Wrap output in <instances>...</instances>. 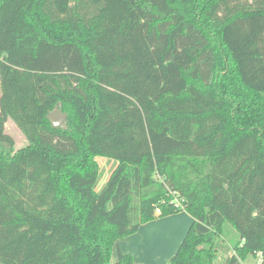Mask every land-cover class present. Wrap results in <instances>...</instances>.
I'll list each match as a JSON object with an SVG mask.
<instances>
[{
	"label": "trees",
	"instance_id": "16d2710c",
	"mask_svg": "<svg viewBox=\"0 0 264 264\" xmlns=\"http://www.w3.org/2000/svg\"><path fill=\"white\" fill-rule=\"evenodd\" d=\"M181 212L169 264H264V0H0V264H133Z\"/></svg>",
	"mask_w": 264,
	"mask_h": 264
},
{
	"label": "crops",
	"instance_id": "0c3cea01",
	"mask_svg": "<svg viewBox=\"0 0 264 264\" xmlns=\"http://www.w3.org/2000/svg\"><path fill=\"white\" fill-rule=\"evenodd\" d=\"M191 223L192 218L185 212L155 219L118 242V250L130 255L133 264H169Z\"/></svg>",
	"mask_w": 264,
	"mask_h": 264
},
{
	"label": "rangeland",
	"instance_id": "374dc122",
	"mask_svg": "<svg viewBox=\"0 0 264 264\" xmlns=\"http://www.w3.org/2000/svg\"><path fill=\"white\" fill-rule=\"evenodd\" d=\"M6 132L13 138L14 140V147L13 150L17 151L20 150L27 145V141L24 138L21 131L14 125L13 122L8 121L6 123ZM94 161L96 162L99 174H100V180H99V187H101L105 181L106 178H108L109 174L115 167V163L113 161H108L100 157H95ZM229 227V226H227ZM189 228V227H188ZM232 229L231 227H229ZM218 242H216V260L214 264H223L224 260L228 257H230L233 254V248L232 243H234L235 240L231 239L230 237L225 238H218ZM117 259V253L116 250L113 249L112 256H111V262L116 261ZM259 257H248L243 261V264H258Z\"/></svg>",
	"mask_w": 264,
	"mask_h": 264
},
{
	"label": "water",
	"instance_id": "95a60500",
	"mask_svg": "<svg viewBox=\"0 0 264 264\" xmlns=\"http://www.w3.org/2000/svg\"><path fill=\"white\" fill-rule=\"evenodd\" d=\"M47 119L53 128L65 129L67 126V114L62 112L60 103L47 114Z\"/></svg>",
	"mask_w": 264,
	"mask_h": 264
}]
</instances>
